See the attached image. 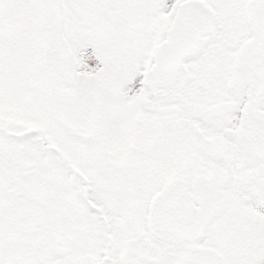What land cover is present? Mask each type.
<instances>
[{"label":"snow or ice","instance_id":"obj_1","mask_svg":"<svg viewBox=\"0 0 264 264\" xmlns=\"http://www.w3.org/2000/svg\"><path fill=\"white\" fill-rule=\"evenodd\" d=\"M0 264H264V0H0Z\"/></svg>","mask_w":264,"mask_h":264}]
</instances>
